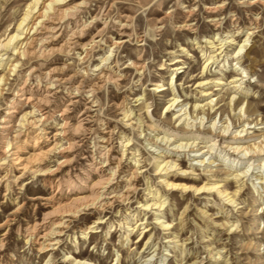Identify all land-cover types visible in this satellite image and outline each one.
Here are the masks:
<instances>
[{"label":"rangeland","instance_id":"obj_1","mask_svg":"<svg viewBox=\"0 0 264 264\" xmlns=\"http://www.w3.org/2000/svg\"><path fill=\"white\" fill-rule=\"evenodd\" d=\"M31 1L0 0V23L3 24L0 40L6 37L3 30L9 25V29L16 25ZM89 1V6L78 18L90 20L95 17L96 20L85 33L84 41L90 40L103 27L104 21L107 27L95 38L88 57L79 60V49L75 48L68 56L54 54L45 60L33 59L26 62L23 68H61L68 64L63 73H75L73 84L76 86L84 69L93 72L94 65L110 50L112 40L121 39L124 42L114 49L109 65L121 78L116 84L106 83L100 88L97 93L99 106L86 110L87 118L82 130L75 133L67 129L63 146L75 142L73 148L44 160L45 168L58 167L53 175L26 176L21 181L23 187H15L12 195L7 197L3 196L4 188L0 185V223H5L0 227V264H44L46 261L49 264H74L75 252L80 258H89L99 264H264V151H250L244 156L231 148L235 145L264 146V4L261 0ZM210 18H219L221 24L213 26L208 21ZM125 19L129 26L122 36L118 32V24ZM186 19L193 24L194 30L178 28ZM231 38L235 39V44L227 46L226 43L217 50L223 51L214 58L213 64L203 69L210 50L205 42L217 39L219 47L224 39ZM244 39H247V52L242 49L237 53V43ZM178 59L177 64H183L185 68L171 80L174 68L171 64ZM132 61L141 62L143 71H136ZM234 71L243 77L240 88H231L233 84L215 85L213 82L221 76L229 81ZM2 73H6V69L0 70ZM202 78L212 82L197 87L196 83ZM16 81V76H9V89L5 90L7 97L11 96ZM90 81L86 80L84 86ZM157 85H164L166 90H154ZM203 89L209 91L207 96H202ZM74 95L76 97L72 98L73 103L66 114L71 125H75L78 114L88 106L85 94ZM232 95L238 100L236 105L230 103ZM173 96L178 98L179 106L168 111L165 107ZM137 97L143 99L136 101ZM204 98L212 99V104H216L212 109L205 110L204 115L198 114L193 121L198 112L193 113L192 106L206 102ZM122 101L132 112L130 121L121 119L117 105ZM5 102L0 100V115ZM68 102L69 96L62 89L50 98L46 109L50 116L47 121L50 136L67 117L61 115V109ZM22 106L21 113L31 109L25 103ZM182 106L190 112L188 118L191 117L189 121H193L194 126H186L174 116ZM21 113L11 123L9 139L13 136L12 131L18 128ZM199 117L204 125H198ZM104 123L108 129L115 127L111 139L113 156H118L125 149L121 147L120 132L131 139L120 175L128 173L131 157L135 154L142 171L137 188L128 203L116 202L100 214L106 220L100 227L101 232L90 234L86 240L80 238V230L98 215L90 210L72 219L59 244L40 255L25 243L22 237L24 230L40 220L48 209L44 197L56 192L54 184L57 179H63L68 172L74 180L83 175L86 160L101 144L99 137ZM242 123L246 130L234 138L236 129L240 130ZM226 124L229 130L223 132L222 127ZM166 138L174 142L166 143ZM187 140L194 141L196 146L173 147ZM28 142L26 151L31 153L33 140ZM202 158L204 164L199 162ZM62 160L67 162L61 165L59 162ZM162 160H172L178 165L161 171L158 162ZM192 168V174L182 172H190ZM164 172H169L168 178H188L183 182L194 186L216 182L219 190H225V193L172 190L161 181L165 177ZM119 179L118 184L122 186L123 182ZM147 182L152 184L161 200H165L159 215L161 220L170 222L169 229L163 230L154 223L156 210L140 211L139 205L147 197ZM228 197L234 198L235 202H229ZM126 212L135 214L125 219ZM141 218L146 224L136 226L126 236L127 224L123 223L131 219L133 222L137 220L138 225ZM112 223L113 230L109 227ZM145 225L150 229L147 232H143ZM74 237L77 238L74 240Z\"/></svg>","mask_w":264,"mask_h":264},{"label":"bare ground","instance_id":"obj_2","mask_svg":"<svg viewBox=\"0 0 264 264\" xmlns=\"http://www.w3.org/2000/svg\"><path fill=\"white\" fill-rule=\"evenodd\" d=\"M260 2L264 4V0H261ZM89 3V0H32L28 3L25 12L22 17L19 18L16 25L11 29H9V25V28L7 27L3 30V36L6 37L2 38L3 40H0V61L4 60V62H0V66H2L0 70L6 69V73L0 74V100L6 102L5 108L0 115V185L4 188V197L12 195L15 187L21 189L24 185L21 184V181L26 176L36 178L37 176L53 175L56 172L58 167H55L54 169L45 168L44 160L48 159L55 153L65 152V150L66 152H69L73 148L75 142H69L67 147L63 146L62 141L67 137V129L70 128L72 131L74 130L73 132L82 130L85 127V120L87 118L85 115L87 113L86 110H93V107L99 106L97 93L100 88L106 83L116 84L121 78V75L117 74L109 67L114 49L120 47L124 42L121 39L112 40L109 48L110 50L101 57L98 64L94 65L93 72H91L93 74H91L87 68L84 69L81 75V80L76 86L73 84L76 74L66 75L63 73L67 70L68 64L61 68H42L36 66L24 67L25 69L23 68L26 62H31L33 59L45 60L54 54H65L68 56L75 48L79 49V60H85L88 57V50L95 44V38L107 27V22L104 21L103 27L98 29L96 34H94L90 40L84 41L85 33L93 26V23L96 20L95 17L90 18V20L78 18L82 11L89 6ZM187 12L189 13V11ZM125 16L127 19L129 18V16ZM208 21L216 27L221 24L219 18H210ZM127 22L128 20L126 19L125 21L119 22V35H125V31L129 26ZM2 26L3 24L0 23V28ZM178 28L188 31L194 30L193 24L189 23L188 19L179 24ZM8 30L9 32L7 33ZM224 40V43H220L219 47H217L216 44L217 39L212 41L205 40V43L209 44L208 48L210 50L203 64V69H207L209 64H213L214 58L218 57L223 51L217 50H220L226 43L228 44L227 46L235 44L234 38L227 41L226 39ZM246 41L247 39H244L241 43H237L235 48L237 53L241 52L242 49L247 52L248 44H246ZM211 53L214 54L210 55ZM5 55L7 56L5 57ZM179 61L180 60L178 59L171 64L174 66L172 69L171 80L176 74L182 72V69L185 68L183 64H177ZM131 65L136 71H143L144 69V65L139 61H132ZM234 70L237 71V68ZM235 71L229 81L225 80V76H221L217 81L213 82H215V85L233 84L231 88L238 89L240 88V83L242 82L243 77ZM13 75L16 76L17 81L12 89L11 96L7 97L5 95V90L9 89L7 81L9 76ZM86 80H91V83L84 86ZM210 82L212 81L202 78L201 81L196 83V86L203 87ZM59 89L65 90L69 96V102L61 109V115L65 117L67 116L66 114L69 110V105L73 103L72 98L76 97L75 95L73 96V94H85L88 106L84 111L78 114L75 125H71L68 120L69 117L67 116L65 120L60 123V126L57 127L56 132L50 136L48 134L50 131L47 126V121L50 116L46 109L49 106L50 98L55 93L59 92ZM154 90H158L159 92L166 90V87L164 85H157ZM204 90L205 89L201 90V92H203L202 96H207L209 91ZM236 90H234L233 93H235ZM233 97L234 95L231 96L230 103L236 105L238 100L233 99ZM142 99V97H137L136 101ZM204 101L206 102L193 104L192 112H198L193 121L197 119L198 114L202 113L204 115L205 110L212 109L213 105L216 104H212V99L208 100V98H204ZM23 103L28 106L30 105L31 109L21 113L20 108L23 107ZM117 106L120 110L121 119L123 121L132 120V112H130L125 101H122ZM177 106H179L178 98L173 96L165 109L173 111ZM240 109H242V106H240ZM20 113L21 116L18 122V128L12 131L13 136L9 139L8 135L13 126L11 123H13V119ZM189 114L190 112H187L182 106L176 111L174 116L177 120H182V123H185L186 126H194L195 123L193 124V121H189L191 118H188ZM199 118L200 121H198V125H204L203 119L201 117ZM243 123L240 124L242 125L240 130L236 129L234 138H237V134L239 135L240 132L246 130ZM104 125H106V123H104L103 126ZM213 125L214 122L212 123V126ZM114 129L115 127L108 129V127L104 126L103 133L99 137L101 144H98L90 159L86 160V168L84 169L82 176H79L74 180L68 175L69 172L66 173V176L63 179L60 178L56 180V183L54 184L56 192H53L48 197H44L48 209L42 214L40 220L35 221L31 226L24 230V236H22L24 237L25 243L30 244V246L35 248L38 254L43 255L52 250L54 246L56 247L65 231L69 228L72 219H75L90 210L96 212L98 215L91 223L80 230V238L86 240L89 238L88 236L90 234L101 232L100 227L106 223V220H104L100 214L113 207L116 202L128 203L131 194L136 190L137 180L142 172L140 170L141 166L139 165V159L135 158L136 155L134 154L131 157L128 173L120 175L121 164L126 157V150L131 146V139L124 133L120 132L119 139L121 147L125 149L120 151L118 156H113L111 139L114 134ZM222 129L223 132L229 130L228 124L223 126ZM30 139L33 140V144L30 145L32 148L31 153L30 151H26ZM168 142H170L169 144H172L174 141H171L170 138H166V143ZM187 146L188 148H191L196 145L194 141L189 142V140H187L185 143L180 142L173 147L177 149L179 147ZM231 148H233L235 152H242L244 156L250 151H264V146L243 147L242 145H235ZM63 162L66 163L67 161L62 160L59 164L62 165ZM199 162L203 163L204 159H200ZM158 163L161 164L158 165V168H160L161 171L164 169L167 170V168L169 169L170 167L175 168V165H178L172 160H170V162L168 160L166 162L162 160ZM192 170L193 168L190 172H187V170H183L182 172L189 175L192 174ZM169 172L162 173L165 177L161 178V181L164 182L163 184L166 187L172 190L185 192L193 189L194 191L201 193L213 191H217L218 194L225 193V190H219L218 183L216 182L194 186L183 182L189 180L188 178L185 179V177L176 176L168 178L167 175ZM118 178L123 182L122 186L118 184ZM146 184L147 197L144 199V202L139 205L141 208L140 211L156 210L157 213H154L156 216L154 218V223L160 225L163 230L171 228L170 222L161 220V216L159 215V211L162 210L161 208L164 206L165 200H161V196H159L157 191L153 189L152 184L150 185L148 182ZM64 190L66 194H64ZM58 194L60 196H57ZM226 195L227 194H225V196ZM230 197H232V195ZM230 197H228L227 200L229 199V202L234 203V198L231 199ZM117 213L120 214L121 211L118 210ZM134 214L132 212H126L124 218L129 219L127 216L130 215V217H133ZM136 222L137 220L133 222L131 219L124 223L122 222L123 224H127L125 230L128 234L126 236H129L136 226L139 227L146 224L142 218L138 225H136ZM3 224L5 223H0V227L3 226ZM109 227L112 229L113 223ZM143 230V232H147L150 229L145 225L143 226ZM144 236L145 233L143 237ZM76 238L74 237V240ZM147 249L148 246L144 248L143 254ZM74 254V264H99L89 258H80V255L76 252ZM67 258L68 257H66V260ZM44 264H49V261H46Z\"/></svg>","mask_w":264,"mask_h":264}]
</instances>
